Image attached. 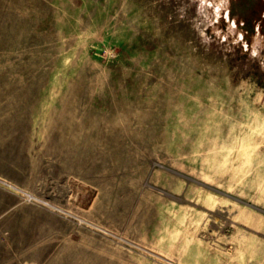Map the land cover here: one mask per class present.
Here are the masks:
<instances>
[{
    "label": "rangeland",
    "instance_id": "obj_1",
    "mask_svg": "<svg viewBox=\"0 0 264 264\" xmlns=\"http://www.w3.org/2000/svg\"><path fill=\"white\" fill-rule=\"evenodd\" d=\"M0 264H264V0H0Z\"/></svg>",
    "mask_w": 264,
    "mask_h": 264
}]
</instances>
